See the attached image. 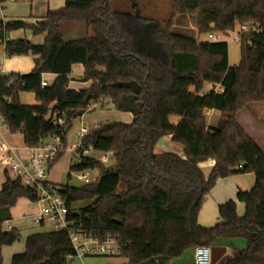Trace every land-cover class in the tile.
I'll use <instances>...</instances> for the list:
<instances>
[{
	"label": "trees",
	"instance_id": "trees-1",
	"mask_svg": "<svg viewBox=\"0 0 264 264\" xmlns=\"http://www.w3.org/2000/svg\"><path fill=\"white\" fill-rule=\"evenodd\" d=\"M109 1L65 0L63 8L49 11L34 25L0 20L5 56L38 58L30 73L0 77V118L7 131L20 134L27 149L58 137L61 148L49 169L66 150L65 134L73 120L97 104L130 114L129 124L99 126L81 138L69 171L95 173L90 184L79 189L54 185L73 229L101 241L116 240L118 256L126 264H168L186 251L216 247L218 240L238 236L245 239V247L216 264H264V154L236 122V115L250 104L264 103V0H172V16L163 25L114 11ZM181 16L196 18L199 36L234 33L247 24L259 25L262 32L241 37L239 63L230 67L225 42H198L172 31L175 17ZM61 22L82 23L92 36L64 43ZM18 30L43 36V43L6 40ZM74 65L82 67V80L90 83L87 89H68ZM45 74L56 80L42 89ZM129 82L140 88L137 95L121 87ZM210 85L222 91L215 93ZM22 93L33 94L35 104L21 105ZM55 111L64 118L62 127L51 126ZM208 111L222 116L215 127L207 124ZM164 137L181 146L182 156L154 154ZM90 151L108 154L110 164L88 158ZM208 161L213 166L205 176L200 167ZM112 164L115 171L103 173ZM236 175L253 176L251 190L236 194L243 216L236 215V202L228 201L217 208L218 224L199 226L200 210L217 181ZM38 194L5 172L0 264L1 249L19 240L16 229H4L11 221L10 210L19 199L37 203ZM78 202L91 204L76 211L72 205ZM25 241L24 252L13 255L10 264L75 260L63 233L33 234Z\"/></svg>",
	"mask_w": 264,
	"mask_h": 264
},
{
	"label": "crops",
	"instance_id": "crops-1",
	"mask_svg": "<svg viewBox=\"0 0 264 264\" xmlns=\"http://www.w3.org/2000/svg\"><path fill=\"white\" fill-rule=\"evenodd\" d=\"M16 2L17 0L14 1L5 0L2 3V5L0 6L1 7L0 20L2 22L7 23V22L21 21L28 25H34L37 22L42 21L46 17L49 11L51 12L61 9L64 7L65 4V0H28V2L26 1L24 3L25 6L19 9L15 7L16 5L14 6ZM7 5H13V6L8 7ZM58 28L60 30V34L64 43H68L71 41L82 39L84 37L92 36V31L90 29H87L84 24L78 22H61L58 25ZM43 39H44L43 36L33 37L28 30L13 31L6 35V40L8 41L26 40L33 45L42 44ZM37 59H38L37 57L35 56L32 57L31 55L7 58L4 54L3 46L0 45V77H6L10 74H15V75L28 74L35 68V63H36L35 61ZM82 76H83L82 67L79 65L72 66L71 73L69 76L70 82L68 85V89L70 91L76 92L79 90L87 89L90 86V83L82 82ZM47 79L49 82L48 84L45 82ZM55 80L56 77L54 75H49V74L42 75V82L46 83L48 86H51ZM93 108L95 110L96 107ZM206 115L207 116L209 115L210 117L214 116V112L208 111L206 112ZM82 118L83 117L79 118L78 121L80 122ZM236 118H237L236 122L242 128V131H244L248 135V137L256 144L259 150L264 154V103L250 104L245 110L239 112L236 115ZM175 123H177V120L174 122V124ZM98 125H100V123L99 124L97 123L95 126L98 127ZM211 127H215V126L213 125ZM3 129L7 131L2 119L0 118V148L9 146L13 148L14 150L13 154L15 155L16 158L20 160H27L30 156V150L25 148L24 146L23 148H18L11 145L12 143H10V138L6 137L3 134ZM82 130H85L88 133V130L84 129L83 127L80 129V131H78V133H80ZM78 133L76 134V137ZM76 144H74V146H76ZM169 144H172L170 142L169 137L162 138L155 146L154 154L160 155L162 153H166ZM72 148L73 146L68 149V151L71 154H72V150H71ZM205 163H209L208 173L206 175L203 173L205 176H207L213 166V162L208 161ZM5 172L6 170L3 171V174H5ZM6 173L9 175L10 178L12 177L8 172ZM3 181L4 179H2L1 185ZM1 185H0V190H1ZM253 185L254 184H253L252 175H236L226 178L225 180L223 179L217 181V184L213 187V189L210 191L208 196L205 198L206 200H204V203L199 213L200 216H198L199 226L203 228H210L218 224L220 220L218 218L219 216L217 214V208L228 201L236 202V215L239 216V218H241L244 214V206L242 203H240V201L238 202V200H236V194L238 193V191L249 192ZM72 208L76 211L78 210L74 208V204L72 205ZM13 209L10 210L11 221L13 220L11 214ZM38 210L39 209H36L31 213L32 219ZM44 227L45 226H43V228ZM9 228L10 229L14 228L17 230V228L10 226L7 227V230ZM47 232H51L50 226L46 231H38L30 235L38 234V233H47ZM19 238H20V234H19ZM238 238L241 240L238 241ZM238 238L220 239L217 241L216 247L226 249L224 256L228 254L232 255L233 250H241L242 246L246 244L244 238L239 236ZM234 242L236 245H234ZM14 247L15 245H12L10 247H3L1 249V255L3 257L2 264H10L11 257L13 255L22 254L24 252V251L23 252L15 251ZM21 248L24 250V246ZM193 252H194L193 249L186 251L180 258L173 259V261L172 260L169 261L168 264H193Z\"/></svg>",
	"mask_w": 264,
	"mask_h": 264
},
{
	"label": "rangeland",
	"instance_id": "rangeland-1",
	"mask_svg": "<svg viewBox=\"0 0 264 264\" xmlns=\"http://www.w3.org/2000/svg\"><path fill=\"white\" fill-rule=\"evenodd\" d=\"M28 0H17L14 4L15 7L21 9L25 2ZM110 7L112 10L117 11L119 13H127L132 16H139L141 18L147 20H153L161 23L162 25L166 23L172 16L173 3L172 0H110ZM11 7L13 5H7ZM172 31L176 34H180L182 36L190 37L193 39H197L198 42H207V35H198V31L196 28V18L193 16H181L175 17L174 25ZM228 47V64L230 67H235L238 65L240 60V46L233 42H226ZM79 80V79H76ZM47 84L48 79L45 81ZM34 95L31 93H22L19 95V103L23 106H31L34 104ZM92 110L84 114L82 120L79 122L78 119L73 120L68 127L65 134V142H66V150L63 152L62 156L53 163L52 167L48 169L47 181L51 184L60 186L67 185L69 188L79 189L85 186L81 181L77 179L79 174L87 175L89 180H93L95 178V173L93 172H70L69 165L73 158L72 154L68 151V149L74 144L78 142L76 134L83 127L84 129L93 130L97 126V123L104 126L110 123H123L129 124L132 120L131 115L128 113H121L113 110L110 106L101 107L100 104H97ZM214 116H207V124L209 126H216L217 122L222 118L221 114L217 111H213ZM172 123L176 121L175 118L170 120ZM3 134L10 138L11 145L23 148L22 136L20 134L11 135L9 132L3 129ZM182 148L181 146L176 144H169L167 152L174 153L178 156H182ZM88 158H93L97 160H101L103 158V154L96 153L90 151L87 154ZM202 172L206 175L208 173L209 163H205L201 165ZM6 170V167L0 162V185L2 179H4L3 171ZM11 175V174H10ZM12 176V175H11ZM69 176V177H68ZM90 202H78L74 204L75 209H81L90 205ZM14 208V209H13ZM12 217L13 220L4 225V229L7 230V227H15L20 234L19 240L14 243L15 251H24L21 247L24 246L25 238L35 232L38 231H46L49 226H39L33 223V219L31 218V213L38 209L36 203H31L26 199H19L16 205L13 207ZM241 240L238 238V241ZM237 241V242H238ZM234 245L235 242H234ZM245 245L242 246V249ZM17 248V249H16ZM227 259L231 257L230 254L225 256ZM127 260L123 257H88L82 260L75 259L71 262V264H126Z\"/></svg>",
	"mask_w": 264,
	"mask_h": 264
},
{
	"label": "built area",
	"instance_id": "built-area-1",
	"mask_svg": "<svg viewBox=\"0 0 264 264\" xmlns=\"http://www.w3.org/2000/svg\"><path fill=\"white\" fill-rule=\"evenodd\" d=\"M14 1V0H10ZM262 32L259 25H239L234 33L209 34V42H227L233 41L237 44L243 35ZM46 83L41 81L40 88H45ZM209 89L215 93L222 91L218 86L210 85ZM65 124L64 118L60 112H53L51 117V126L62 127ZM99 127V126H98ZM96 127V128H98ZM87 132L82 130L77 135L78 142L73 146L72 154L80 148V140ZM60 139L53 137L36 149H29L30 156L27 160H20L13 154V148L5 146L0 148V162L6 167V172L12 175L13 179L19 180L23 186L37 191L39 200L37 201L38 211L33 220L37 225L50 226L51 232H60L66 235L71 243L74 253V259L83 260L88 257H116L119 254L118 243L116 240L107 238L103 241L94 237L85 236L74 230L73 225L67 220L68 210L64 200L59 196L54 185L47 181L48 163L55 160L56 154L60 151ZM102 163L110 164V156L103 155ZM87 175H78V180L84 185L90 184L91 180ZM193 264H211L210 248L197 247L193 252Z\"/></svg>",
	"mask_w": 264,
	"mask_h": 264
},
{
	"label": "water",
	"instance_id": "water-1",
	"mask_svg": "<svg viewBox=\"0 0 264 264\" xmlns=\"http://www.w3.org/2000/svg\"><path fill=\"white\" fill-rule=\"evenodd\" d=\"M84 83V80H82ZM122 88H126L130 90L133 94L137 95L140 92V88L134 83L129 82L128 84L121 85ZM115 171V165H110L107 168L103 170V173L107 172H114ZM225 248H219V247H212L210 248V257H211V264H216L222 257L225 255Z\"/></svg>",
	"mask_w": 264,
	"mask_h": 264
}]
</instances>
